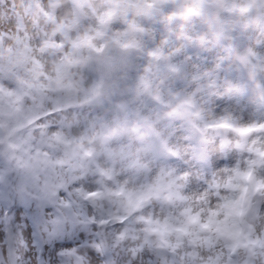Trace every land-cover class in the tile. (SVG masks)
Listing matches in <instances>:
<instances>
[{
    "label": "clouds",
    "instance_id": "clouds-1",
    "mask_svg": "<svg viewBox=\"0 0 264 264\" xmlns=\"http://www.w3.org/2000/svg\"><path fill=\"white\" fill-rule=\"evenodd\" d=\"M0 264H264V0H0Z\"/></svg>",
    "mask_w": 264,
    "mask_h": 264
}]
</instances>
